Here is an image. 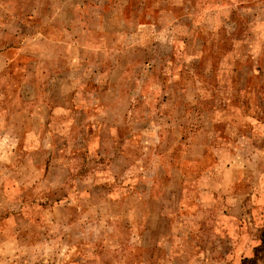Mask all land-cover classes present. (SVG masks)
Wrapping results in <instances>:
<instances>
[{
	"label": "rangeland",
	"instance_id": "rangeland-1",
	"mask_svg": "<svg viewBox=\"0 0 264 264\" xmlns=\"http://www.w3.org/2000/svg\"><path fill=\"white\" fill-rule=\"evenodd\" d=\"M0 264H264V0H0Z\"/></svg>",
	"mask_w": 264,
	"mask_h": 264
}]
</instances>
